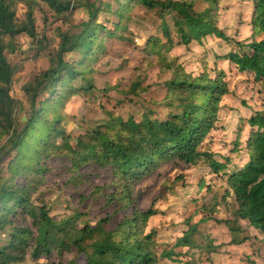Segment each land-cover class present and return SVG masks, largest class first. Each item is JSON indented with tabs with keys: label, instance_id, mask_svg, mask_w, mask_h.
Wrapping results in <instances>:
<instances>
[{
	"label": "trees",
	"instance_id": "1",
	"mask_svg": "<svg viewBox=\"0 0 264 264\" xmlns=\"http://www.w3.org/2000/svg\"><path fill=\"white\" fill-rule=\"evenodd\" d=\"M110 1L117 7L113 8ZM203 1L206 7L198 10L197 0H100L99 3L84 0L79 6L74 0H0V171L7 161L11 173L6 180L0 176V264H25L28 257L37 264L40 258L53 252L58 254L61 264H158L161 259L178 255L165 250L158 257L153 252L154 231L146 233V229L156 211L136 207L134 184L174 158L186 164H209L215 171L225 170V165L201 147L210 131L216 129L220 103L230 91L224 72L217 67L211 70L205 66L201 74L194 75L170 55L175 40L166 18L171 17L178 43H201L207 35H214L241 50L216 55L217 60L231 61L239 71L253 73L256 80L264 79V0H252L249 23L252 33L245 41L234 40L219 29L216 14L220 0ZM20 3L26 7L24 20L18 16ZM40 3L46 4L59 20H66L75 7L83 6L89 19L77 33L59 30L55 61L23 86L29 110L22 120L24 104L11 93L17 67L9 63L6 53L17 50L20 35H27L38 45L44 42L36 27L35 13ZM137 5L156 13L163 38L158 35L149 38L131 92L144 90L148 66L157 65L161 71L170 72L171 78L164 84L166 94L157 102L168 112L162 118L152 116V111L144 112L139 121L133 117L127 120L113 117L92 133L74 139L64 125L65 103L78 91L72 83L81 77L89 89L94 87L89 77L90 62L104 50L106 41L124 39ZM101 12L114 17L109 23L112 27L99 22ZM72 53L79 58L67 60L65 56ZM247 124L251 128L246 141L248 161L226 175L228 191L223 194L227 204L229 199L235 203L233 220L226 223L232 235L230 243L235 245L248 240L247 236L240 237L239 226L232 225L240 220L248 221L264 239L263 112H255ZM238 147L237 142L236 150ZM55 156L71 159V181L75 185L102 172L109 173L112 180L97 186L92 196L116 203L122 210L133 208V213L110 230L103 225L108 218L96 226L82 223L79 228L77 212L57 217L45 202L34 203L32 194L43 183L47 170L41 166V159ZM20 177L25 178L23 184L17 182ZM194 231L190 227L176 246L195 247L191 240ZM210 249L218 251L215 247ZM66 253L73 257L68 262L62 261ZM82 256L85 260L79 263Z\"/></svg>",
	"mask_w": 264,
	"mask_h": 264
},
{
	"label": "rangeland",
	"instance_id": "2",
	"mask_svg": "<svg viewBox=\"0 0 264 264\" xmlns=\"http://www.w3.org/2000/svg\"><path fill=\"white\" fill-rule=\"evenodd\" d=\"M83 1L74 0V3L81 5ZM99 1L92 0L96 3ZM197 1L198 10L206 7L203 0ZM110 2L113 8L117 7L114 1ZM252 11V0H220L216 14L217 25L228 37L245 41L252 33L249 25ZM25 12L26 7L20 3L18 16L21 20L25 19ZM35 14L37 31L41 34V39L44 37V42L38 45L27 35H20L17 37V50L6 53L9 63L17 67L11 93L24 104L22 120L27 118L29 110L23 86L55 61L60 41L59 30L77 33L81 30V25L89 19L88 11L83 6L75 7L66 20L57 19L44 3H40ZM98 19L108 27L115 20L106 12H101ZM166 22L175 40L170 55L177 58L187 72L199 75L205 66L211 70L217 67L224 72L230 92L220 103L216 129L210 131L201 149L207 150L214 160L225 165V170L219 168V171H215L209 164L192 165L178 158L170 159L134 184L133 198L139 210L152 208L156 211V215L149 219L146 229V233L154 231L153 252L158 257L165 250L178 254L168 260L161 259L158 264H215V255L221 253L230 240V230L226 223L233 220L231 212L235 206L234 199H229V204L225 201L226 198L223 199V194L228 191L226 175L248 159L244 143V139L249 136V128L246 126L255 112L264 113V79L256 80L253 73L239 71L233 62L216 59V55L222 56L229 50L240 52L237 45L227 43L214 35H207L201 43L192 41L189 45L180 44L171 17L168 16ZM160 24L161 20L156 13L143 5L135 6L124 39L106 41L104 50L90 62L92 73L89 77L94 87L89 89L87 81L81 77L72 83L78 91L65 103L64 125L74 139L82 134L92 133L113 117L124 120L133 117L139 121L144 112L151 111L152 116H166L168 110L157 102L166 94L164 84L171 78L170 72L161 71L157 65L148 66L142 84L144 90L137 94L131 92V84L137 74V67L145 57L144 49L149 38L152 35L163 38L159 30ZM65 57L73 61L79 55L72 53ZM212 75L215 76V73ZM59 143L65 144L63 140H59ZM40 164L47 170L43 183L32 194V200L36 204L45 202L51 208L53 216L63 217L77 212L80 214L77 222L79 228L82 223L96 226L100 220L108 218L109 221L103 225L110 230L126 215L133 213V208L122 210L116 203L92 196L97 186L112 180L109 173L102 172L100 176L75 185L71 181L72 161L69 157L43 158ZM0 176L5 180L11 177L7 170V161L3 164ZM17 182L23 184L25 178L20 177ZM232 225L240 227L241 238L247 236L246 251L251 249L252 254L242 255V252L234 251L228 254L238 255L239 259L234 260L237 264H264V239L260 238L263 235L243 220ZM190 227L195 228L191 240L196 246L177 247V240ZM209 245L218 248V251L213 252ZM72 258L71 254L66 253L62 261L68 262ZM84 260L85 257L82 256L79 263ZM60 262L58 254L53 252L49 257L40 258L37 264H61ZM25 264L35 262L28 257Z\"/></svg>",
	"mask_w": 264,
	"mask_h": 264
},
{
	"label": "crops",
	"instance_id": "3",
	"mask_svg": "<svg viewBox=\"0 0 264 264\" xmlns=\"http://www.w3.org/2000/svg\"><path fill=\"white\" fill-rule=\"evenodd\" d=\"M251 27V26H250ZM264 114V113H263ZM248 117H250V116H248ZM246 127H248L249 128V134H250V131H251V128L249 127V125L247 124V126ZM240 135L238 134V137H239ZM247 139H248V137L246 138V139H244V143H245V145H246V141H247ZM248 161V159L246 160V162ZM246 162H244L242 165H244ZM220 200H222V198L220 199ZM244 221V220H243ZM246 222H248V221H246ZM249 223V222H248ZM250 224V223H249ZM252 227V226H251ZM252 229H255V228H253L252 227ZM256 231H258V230H256ZM261 239H263V237H260ZM231 240H232V235H231V233H230V240H228V245L225 247V249H223L222 250V252L221 253H218V254H216L215 255V257H214V261H215V264H237L235 261H236V259L238 258L239 259V257H237L238 255L237 254H228L230 251L232 252V251H234V252H242L241 254L243 255V253H246L247 255H250V254H252V252H251V249H250V251L248 250V251H246V243L248 242V241H246V242H244V243H242V244H240V245H235V244H231L230 242H231ZM252 244V243H251ZM250 243H249V245H251ZM221 245V244H220ZM253 257H254V255H253ZM167 260L168 259H170V258H166ZM235 260V261H234ZM255 261H257L256 259H255ZM259 264H260V262H259Z\"/></svg>",
	"mask_w": 264,
	"mask_h": 264
}]
</instances>
